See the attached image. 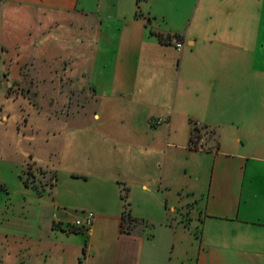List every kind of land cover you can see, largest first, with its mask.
Segmentation results:
<instances>
[{
	"label": "crops",
	"instance_id": "0c3cea01",
	"mask_svg": "<svg viewBox=\"0 0 264 264\" xmlns=\"http://www.w3.org/2000/svg\"><path fill=\"white\" fill-rule=\"evenodd\" d=\"M155 1L164 0H0V25L30 10L47 22L44 37L69 23L74 44L88 50L86 68L74 74L88 83L76 88L90 96L85 106L111 99L130 117L137 105L148 107L153 132L160 97L169 127L182 115L210 128L201 131L202 148L185 147V172L196 176L193 192L203 201L196 249L173 224L162 225L163 239L142 224L128 228L115 195L97 209L88 232L64 231L80 219L55 216L51 228L40 230L37 250L29 238L22 264H168L175 255L178 264H264V0H170L172 9L161 13L153 11ZM170 49L179 53L178 68L170 69ZM75 64L63 71L73 73ZM74 102L81 114L85 106Z\"/></svg>",
	"mask_w": 264,
	"mask_h": 264
},
{
	"label": "rangeland",
	"instance_id": "374dc122",
	"mask_svg": "<svg viewBox=\"0 0 264 264\" xmlns=\"http://www.w3.org/2000/svg\"><path fill=\"white\" fill-rule=\"evenodd\" d=\"M170 3L155 1L153 11L161 13ZM39 18L30 10L5 27L0 25V264H22L29 238L37 250L40 230L51 228L48 224L55 216L66 213L80 220L89 213L95 216L115 195L118 207L157 233L158 239L164 238L162 225L173 224L184 243H192L195 250L203 201L193 192L196 176L185 172V147H191L194 123L178 117L176 110L169 127L164 114L167 102L160 97L153 108V132L151 122L145 120L148 107L137 105L130 117L125 112L120 115L111 99L103 107L97 104L99 99L85 106L91 98L76 88L88 83L74 74L87 66L86 44H74L69 23L59 27L62 33L44 37L47 22ZM178 59L179 53L170 49V69L173 63L178 68ZM64 64H75L76 70L64 72ZM159 80L160 92L165 84L162 77ZM75 99L86 108L81 114ZM136 100L151 106L155 101ZM93 115L98 120L90 122ZM204 130L210 128L201 127ZM178 261L175 255L168 264Z\"/></svg>",
	"mask_w": 264,
	"mask_h": 264
},
{
	"label": "trees",
	"instance_id": "16d2710c",
	"mask_svg": "<svg viewBox=\"0 0 264 264\" xmlns=\"http://www.w3.org/2000/svg\"><path fill=\"white\" fill-rule=\"evenodd\" d=\"M138 3H140L141 1L143 0H137ZM172 38L171 37H168V38H163V37H160V42L162 43H168ZM203 136L201 134V128L200 127H197V124L194 123V128H193V131H192V137L190 139V145L193 147V148H196L198 149V145L200 143V141L202 140ZM55 181H56V178H55ZM25 185L26 186H29L30 183L29 181H24ZM35 188V187H34ZM123 222L124 224H128V228H133L134 227V222L135 224H139L140 221L137 219V218H133L131 213L130 212H124V215H123ZM125 226V225H124ZM74 228L76 227H70L69 225L67 226V229L66 228H62L64 231H69V232H74L75 230H73ZM78 230V229H77Z\"/></svg>",
	"mask_w": 264,
	"mask_h": 264
},
{
	"label": "built area",
	"instance_id": "2783aa9c",
	"mask_svg": "<svg viewBox=\"0 0 264 264\" xmlns=\"http://www.w3.org/2000/svg\"><path fill=\"white\" fill-rule=\"evenodd\" d=\"M177 48L179 50H182L183 45L181 43H178L177 44ZM197 127H200V126L197 124ZM203 145L204 144H203V142L201 140L200 143H199V145H198V149L202 148ZM93 219H94V215L92 213H89V214L86 215V217H85V219L83 221L82 220H77L73 224V227H76L77 229H81L82 231L88 232L90 230V228H91Z\"/></svg>",
	"mask_w": 264,
	"mask_h": 264
}]
</instances>
